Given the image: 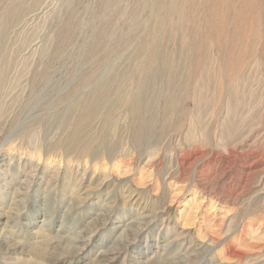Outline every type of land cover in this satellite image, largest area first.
<instances>
[{"label": "rangeland", "instance_id": "374dc122", "mask_svg": "<svg viewBox=\"0 0 264 264\" xmlns=\"http://www.w3.org/2000/svg\"><path fill=\"white\" fill-rule=\"evenodd\" d=\"M263 84L264 0H0V264H264L206 158L173 178Z\"/></svg>", "mask_w": 264, "mask_h": 264}, {"label": "bare ground", "instance_id": "6f19581e", "mask_svg": "<svg viewBox=\"0 0 264 264\" xmlns=\"http://www.w3.org/2000/svg\"><path fill=\"white\" fill-rule=\"evenodd\" d=\"M37 13L38 11L34 10L28 15ZM260 89L261 95L255 100L251 117L240 118L237 115L231 119V123L222 130L221 139L216 140L213 144H207L201 148L197 143H191L185 154L187 156L190 154L192 160L187 166L181 162V176L180 173H175L173 178L177 184L185 183L189 178L193 163L206 158L207 171L205 176H202V174L195 175L197 177L196 184L202 190L203 196L208 200L222 203L224 206L233 205L232 209H235V211L242 205V207L246 206V209L249 210L247 212V219L249 220L247 223L251 224V221L256 220L260 226H263L264 128L261 123L256 122L250 124L248 128L244 126L248 120L254 121L255 118L261 119L260 122L264 123V84L260 86ZM237 97L238 99L244 98L242 95ZM220 142L221 145H217ZM211 149L213 150L212 154L209 153ZM216 159H218L221 166L215 169L214 173L217 174L212 178L211 166ZM231 162L239 163L238 166L240 167L233 177H229L225 173ZM149 163L153 164L152 161ZM228 183L229 185H227ZM142 218L143 215H139L134 219L137 220L135 226ZM189 255H185V257Z\"/></svg>", "mask_w": 264, "mask_h": 264}]
</instances>
